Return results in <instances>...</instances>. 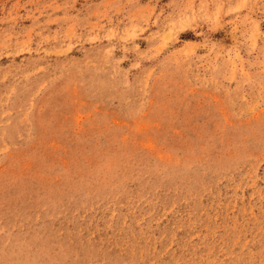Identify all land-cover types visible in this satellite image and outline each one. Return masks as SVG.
I'll list each match as a JSON object with an SVG mask.
<instances>
[{
  "label": "rangeland",
  "instance_id": "rangeland-1",
  "mask_svg": "<svg viewBox=\"0 0 264 264\" xmlns=\"http://www.w3.org/2000/svg\"><path fill=\"white\" fill-rule=\"evenodd\" d=\"M0 264H264V0H0Z\"/></svg>",
  "mask_w": 264,
  "mask_h": 264
}]
</instances>
